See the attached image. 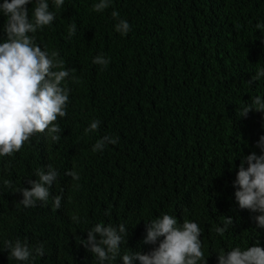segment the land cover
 <instances>
[{
	"label": "trees",
	"instance_id": "obj_1",
	"mask_svg": "<svg viewBox=\"0 0 264 264\" xmlns=\"http://www.w3.org/2000/svg\"><path fill=\"white\" fill-rule=\"evenodd\" d=\"M94 2L65 0L56 10L49 0L55 20L29 33L64 61L69 101L53 122L58 141L36 133L0 157V241L43 243L35 264H96L79 243L95 223H125L121 252L146 253L153 247L142 243L146 222L167 213L198 223L207 264H217L220 249L264 246L257 213L239 207L233 185L241 158L260 154L264 135V112L239 115L251 97L264 96V79L253 80L264 67V34L255 27L264 22V0H112L99 13ZM34 6H27L30 17ZM114 10L131 25L126 36L114 30ZM5 20L0 15V40ZM71 24L76 33L68 38ZM101 54L107 67L92 62ZM108 117L118 120L115 130L103 124ZM94 119L99 130L85 134ZM106 134L118 143L93 152ZM48 165L59 173L48 202L25 208L14 191L30 187L36 169ZM73 169L79 181L65 175ZM228 217L233 223L221 236L215 229ZM0 264L17 262L0 251Z\"/></svg>",
	"mask_w": 264,
	"mask_h": 264
},
{
	"label": "clouds",
	"instance_id": "obj_2",
	"mask_svg": "<svg viewBox=\"0 0 264 264\" xmlns=\"http://www.w3.org/2000/svg\"><path fill=\"white\" fill-rule=\"evenodd\" d=\"M51 3L59 10L64 7L65 0H51ZM29 4L35 5L31 17ZM111 4L112 0H97L92 4V10L103 12ZM0 15L6 18L3 25L6 38L0 40V157H5L20 151L36 133L46 132L54 142L60 139L61 129L53 122L66 115L70 89L62 86V82L70 73L64 61L58 58V52L42 50L29 35L50 26L55 20L56 13L50 10L49 0H0ZM111 15L115 20L114 30L126 36L131 31L130 23L120 18L115 10ZM255 27L264 34V22H257ZM67 31L71 38L76 33V25H69ZM92 62L107 67L110 60L101 54L93 57ZM261 79H264V67L257 68L253 76V80ZM251 110L264 112V96L251 97L250 103L241 106L239 115L246 116ZM103 124L115 130L118 120L108 117ZM99 126L100 121L94 119L84 132H96ZM118 139L106 134L97 139L92 151H103L108 144H117ZM256 147L260 154L253 151L241 158L233 185L239 207L257 213L253 217L256 227L264 229V135L259 137ZM34 175L35 180L29 179L30 187L14 191L22 193L23 198L18 203L25 208L35 207L37 202H48L50 186L59 173L48 165L47 171L36 169ZM65 175H70L74 181L80 179L74 169L67 170ZM5 183L10 186V182ZM61 199L60 195L54 197L56 209L61 207ZM71 220L80 223L78 215H72ZM232 223V218L228 217L224 226L215 231L222 236ZM86 231L87 237H79V243L92 254L96 264H111L114 259H119L122 264H207L208 256L202 250V230L198 223L192 220L180 222L176 216L167 213L146 222L142 243L153 245L146 253L121 252V245L129 233L125 223L97 222ZM0 251H6L8 260L17 264H35L38 257L45 255V246L43 243L30 246L19 238H4L0 241ZM216 253L217 264H264V246L259 243L243 249L240 246L228 251L220 249Z\"/></svg>",
	"mask_w": 264,
	"mask_h": 264
}]
</instances>
